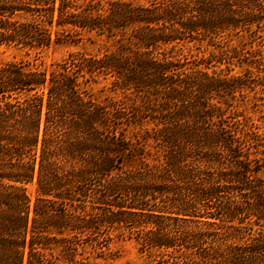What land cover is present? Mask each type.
<instances>
[{
    "label": "trees",
    "instance_id": "trees-1",
    "mask_svg": "<svg viewBox=\"0 0 264 264\" xmlns=\"http://www.w3.org/2000/svg\"><path fill=\"white\" fill-rule=\"evenodd\" d=\"M99 5L0 0V42L39 53L55 16L70 26L58 42H114L51 69L0 66V264H103L87 244L121 229L162 262L264 264V156L234 108L264 82L186 53L193 41L261 37L264 0ZM98 76L124 98L101 100Z\"/></svg>",
    "mask_w": 264,
    "mask_h": 264
},
{
    "label": "rangeland",
    "instance_id": "rangeland-1",
    "mask_svg": "<svg viewBox=\"0 0 264 264\" xmlns=\"http://www.w3.org/2000/svg\"><path fill=\"white\" fill-rule=\"evenodd\" d=\"M108 1L100 0L99 9H106ZM135 1L146 2V0ZM62 27L69 28L70 26H59L55 16L51 26V44L42 48L39 53H36V49L29 47L0 42V66L9 62L30 60L40 67L51 69L56 63L65 61L70 54L84 52L101 56L106 51L114 49L113 40H107L105 36L100 38L96 36L95 42H91L85 37L78 45L58 42L57 31ZM260 34L261 37L255 39H250L245 35L230 36L215 43L206 40L189 42L186 53L188 59L198 60L200 67L209 66V70L216 69L218 71L224 69L235 75H243L244 72L249 71L252 78L264 82V31ZM235 47L238 52L231 51ZM98 77V81L90 82L89 86L101 100L109 95L115 99L124 98V93L112 89L110 76L107 78ZM255 84L254 89L246 96V105L234 106V108L238 109V117L245 123L247 129H252L258 135L260 142L258 155L264 156V85ZM126 108L128 106H125ZM26 188L33 202L38 194L36 184H27ZM257 227V225L254 226L255 229ZM121 232L123 234L119 235ZM162 251L154 247L150 256L148 252L142 250L141 243L133 234L130 235L127 229H121L112 231L103 244L97 246L93 243L87 244L84 255H89L103 264H172V262H162L169 258V255L163 254Z\"/></svg>",
    "mask_w": 264,
    "mask_h": 264
}]
</instances>
